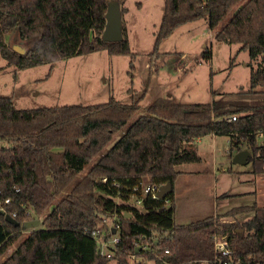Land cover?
Returning a JSON list of instances; mask_svg holds the SVG:
<instances>
[{
	"label": "trees",
	"instance_id": "1",
	"mask_svg": "<svg viewBox=\"0 0 264 264\" xmlns=\"http://www.w3.org/2000/svg\"><path fill=\"white\" fill-rule=\"evenodd\" d=\"M108 1L0 0V54L6 65L24 69L49 63L47 76L65 57L106 50L129 54L133 76L135 53L123 22L120 40L102 39ZM118 2L122 15L123 1ZM202 18L210 29L219 27L216 39L239 43L248 52L249 83L238 92L264 93V0H164L151 54H158L160 42L179 25ZM8 32L24 41L23 53L7 45ZM202 54L210 58L209 50ZM146 92L145 83L141 90L128 89V102L110 96L96 104L34 108H17L12 96L0 95V140L6 143L0 147V258L5 256L0 264H129L132 256L142 257L137 264H161L151 252L170 263L202 264L214 256L216 233L229 237L242 264H264V205L232 207L187 224L174 219L175 167L200 160L197 138L226 135L229 151L248 149L250 172L264 176V99L184 103L159 96L103 151L138 111ZM231 115L236 119L226 120ZM104 176L115 177L123 189L139 181L170 182L169 203L145 200L139 209L116 203L117 190L101 180ZM114 212L118 251L106 258L89 231L100 226L108 237L105 219ZM248 212L250 218L236 219ZM4 214L19 224L6 221ZM41 215L44 227L30 230L7 254L24 230L22 223Z\"/></svg>",
	"mask_w": 264,
	"mask_h": 264
},
{
	"label": "rangeland",
	"instance_id": "2",
	"mask_svg": "<svg viewBox=\"0 0 264 264\" xmlns=\"http://www.w3.org/2000/svg\"><path fill=\"white\" fill-rule=\"evenodd\" d=\"M122 1L124 11L121 18L126 27L130 50L135 53L133 76L130 74L129 54L110 55L106 50L65 57L54 64L47 76L49 63L17 69L7 66L0 54V95L12 96L17 108L96 104L107 101L110 96L128 102V89L141 90L146 83L147 92L138 111L103 151L159 96L172 95L184 103L208 102L212 98L246 101L264 99V93L238 92L248 87L251 67L247 63L250 58L246 50L239 49V43L216 39L214 35L219 27L210 29L204 18L183 23L160 42L158 54H151L164 0ZM5 42L24 50V41L18 39L14 32L5 34ZM206 49L210 51V58L202 54ZM232 57H235L234 63L229 67ZM211 90L217 92L213 97ZM227 138L226 135L202 136L196 142L200 160L176 165L179 171L174 180L176 223L187 224L246 204L264 205V176L251 173L248 161H233L235 151H229ZM4 146L6 143L0 140V147ZM89 166H85L79 175ZM251 216L252 213L248 212L238 215L236 219L242 222ZM37 219L39 224L25 228L11 244L7 254L18 246L30 230L44 227L43 215ZM112 221L110 216L105 219L107 225ZM140 258L131 257L129 264H137ZM108 264L116 263L110 260ZM146 264H153V261L149 260Z\"/></svg>",
	"mask_w": 264,
	"mask_h": 264
},
{
	"label": "built area",
	"instance_id": "3",
	"mask_svg": "<svg viewBox=\"0 0 264 264\" xmlns=\"http://www.w3.org/2000/svg\"><path fill=\"white\" fill-rule=\"evenodd\" d=\"M236 115L227 116L226 120H235ZM101 180L103 182H110L112 186L115 187L117 190V195L114 198L116 203H123L132 208H140L145 200H163L164 203H169V198L165 197L160 198L158 197V189L160 184L153 183V182H143L139 181L134 183L131 186H127L123 189V185L115 179V177H102ZM8 201V199H6ZM113 221L110 225H107V228L110 231L108 233V237H104L105 230L101 231V227H97L89 231V234L95 238L98 247H99V254L106 258L112 257L118 251V242L119 236L116 234V229L118 224H115L116 212H114L111 216ZM222 221H232V218H223L220 219ZM106 224V222H105ZM214 240V256L211 260H203L201 263L204 264H242L240 258L234 257V251L230 247V239L226 234L216 233L213 237ZM143 249L149 250L148 244H144L142 246ZM165 253L168 252L167 249L164 250ZM153 256H155L161 264H175L170 263L166 259H164L161 255L157 254L156 252H151ZM134 257V256H132ZM139 258V257H138Z\"/></svg>",
	"mask_w": 264,
	"mask_h": 264
},
{
	"label": "water",
	"instance_id": "4",
	"mask_svg": "<svg viewBox=\"0 0 264 264\" xmlns=\"http://www.w3.org/2000/svg\"><path fill=\"white\" fill-rule=\"evenodd\" d=\"M105 18H106V22L101 35L102 39L104 41L120 40L122 38V18H121V8L118 0L108 1ZM13 49L20 53L24 52V50L20 49L18 46H13ZM249 154L250 151L248 149H241L235 152L232 158L233 161L237 163H244L247 161ZM170 190H171L170 182L161 184L157 193L158 197L160 198L165 197V195L168 194ZM128 216L131 217V213H129ZM4 218L6 219V221L13 223L15 225L19 224V222L16 221V219L9 214H4ZM38 224H39L38 219H31L23 222L22 227L24 229L31 228V227H35Z\"/></svg>",
	"mask_w": 264,
	"mask_h": 264
},
{
	"label": "crops",
	"instance_id": "5",
	"mask_svg": "<svg viewBox=\"0 0 264 264\" xmlns=\"http://www.w3.org/2000/svg\"><path fill=\"white\" fill-rule=\"evenodd\" d=\"M120 7H121V6H120ZM212 135H213V134H212ZM200 139H201V138H197V139H196V142L200 141ZM227 139H228V138H227ZM244 149H245V148H244ZM243 220H245V219H243Z\"/></svg>",
	"mask_w": 264,
	"mask_h": 264
}]
</instances>
